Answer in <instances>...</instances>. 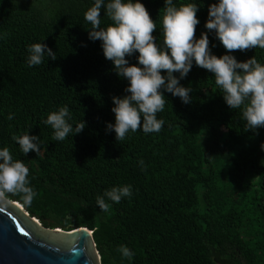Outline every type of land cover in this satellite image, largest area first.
Segmentation results:
<instances>
[{
	"label": "trees",
	"instance_id": "trees-1",
	"mask_svg": "<svg viewBox=\"0 0 264 264\" xmlns=\"http://www.w3.org/2000/svg\"><path fill=\"white\" fill-rule=\"evenodd\" d=\"M0 191L102 264H264V0H0Z\"/></svg>",
	"mask_w": 264,
	"mask_h": 264
},
{
	"label": "water",
	"instance_id": "water-1",
	"mask_svg": "<svg viewBox=\"0 0 264 264\" xmlns=\"http://www.w3.org/2000/svg\"><path fill=\"white\" fill-rule=\"evenodd\" d=\"M93 232L45 227L0 191V264H102Z\"/></svg>",
	"mask_w": 264,
	"mask_h": 264
}]
</instances>
